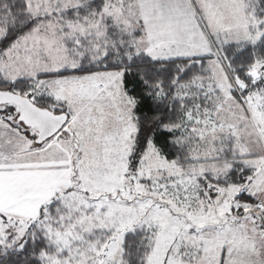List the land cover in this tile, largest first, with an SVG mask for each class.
<instances>
[{"label": "rangeland", "instance_id": "1", "mask_svg": "<svg viewBox=\"0 0 264 264\" xmlns=\"http://www.w3.org/2000/svg\"><path fill=\"white\" fill-rule=\"evenodd\" d=\"M79 1L25 0L28 13L46 19L0 57L1 77L33 80V91L22 97L31 103L51 98L54 106L48 112L60 110L68 118L56 136L37 146L36 132L17 121L18 112V125H12L0 111L1 243L22 242L38 227L58 250L45 258L46 264H121L123 236L152 225L156 232L146 264H178L199 255L212 259L215 246L228 241L220 235L228 230L262 242L264 62L251 69L245 82L231 74L221 53L224 45L257 42L263 34L250 0H106L100 14L81 22L60 17ZM152 9L153 14L145 13ZM136 17L144 31L151 24L190 43L134 39V25L140 27ZM107 18L131 37L136 53L152 61L172 56L205 60L208 75L185 91L192 100L190 113H196L187 166L165 161L151 144L136 156L134 101L123 89L122 71L36 79L74 70L84 56L105 57ZM4 33L0 26V39ZM229 147L251 170L242 185L224 183L231 165L218 159ZM56 201L65 208L62 229L50 227L44 213ZM245 213L257 216L235 222ZM108 228L113 234L99 252L88 250L86 236Z\"/></svg>", "mask_w": 264, "mask_h": 264}, {"label": "trees", "instance_id": "2", "mask_svg": "<svg viewBox=\"0 0 264 264\" xmlns=\"http://www.w3.org/2000/svg\"><path fill=\"white\" fill-rule=\"evenodd\" d=\"M79 2L78 7L67 9L60 17L68 22H81L84 18L100 14L106 4V0H80ZM249 4L254 18L260 23V31H263L260 39L257 42L232 43L221 47L222 56L231 74L245 82L249 80L248 73L251 69L256 64L264 62V0H250ZM45 19L46 16H33L28 13L25 0H0V26H3L5 32L0 39V57L16 41ZM103 25L106 26L108 38L105 57L84 56L79 59L78 68L74 70L66 69L53 75H39L36 79L82 77L95 73L122 71L124 89L134 101L132 116L136 126L134 139L136 156H139L151 144L165 161L182 167L187 166L192 162L188 159L190 149L187 142L189 137L193 136L190 130L194 127L196 113H190L192 100H190V94L185 95V91L189 88L188 86L194 85L198 77L205 78L208 75L205 71V60H170L153 63L146 55L141 53L138 55L135 52L131 45V37L119 32V28L115 27L111 19H105ZM6 34L12 39L4 44L2 41ZM136 35L138 32L134 34V39ZM131 57L136 59L129 68L128 62ZM145 68L149 70L145 71ZM32 83L33 80L30 79L9 81L0 76V92L23 96L33 91ZM32 104L47 111L54 106L53 100L48 97H39L36 103ZM0 111L6 112L2 117L8 124L18 125L15 123L17 111L14 106H1ZM54 114L64 113L56 110ZM234 154L229 147L219 154L223 157L218 161L231 165L224 183L242 185L251 175V170L245 169L240 158ZM251 202L254 203V200L251 199ZM63 212L65 208L59 201L45 209L44 213L47 214L50 227L63 228L59 223ZM243 215L239 214L235 219ZM260 218L264 222V212ZM110 229L96 231L86 236L84 242L87 249H93L92 251L95 252L100 250L101 245L105 244L113 234ZM155 232L152 225H144L127 232L121 244V264H146L153 248ZM22 242L27 245L28 258L32 264H46L45 258L56 255L58 252L44 230L38 227L31 229ZM84 242L81 244L84 245ZM5 247L6 245L0 241V253ZM194 261L188 260L190 263Z\"/></svg>", "mask_w": 264, "mask_h": 264}, {"label": "crops", "instance_id": "3", "mask_svg": "<svg viewBox=\"0 0 264 264\" xmlns=\"http://www.w3.org/2000/svg\"><path fill=\"white\" fill-rule=\"evenodd\" d=\"M156 10H147L145 13L153 14ZM136 20H138L140 27H136L134 25V30L136 29V32H138V35H136V38L141 41L144 37H147L150 40L149 44H164V45H178V44H189L190 41L185 37L181 38L177 34L173 36L174 34L172 32H166L164 33L163 29H160L161 32H158L157 29H159L156 26L148 25L146 27V31L141 26V18L136 17ZM151 22V20H150ZM142 31V33L140 32ZM156 41V43H154ZM158 60H180V59H189V57H181V56H172V57H161V58H155ZM123 74V73H122ZM124 89V86H123ZM125 90V89H124ZM126 91V90H125ZM128 94V93H127ZM129 95V94H128ZM130 96V95H129ZM131 97V96H130ZM7 200V195H5ZM9 198V197H8ZM253 199V198H252ZM254 200V199H253ZM1 201V199H0ZM258 203V202H257ZM253 215L257 216V214H251V213H245L242 218L247 215ZM235 222L241 221V218L234 219ZM229 223V222H228ZM264 223V222H263ZM261 233L264 235V231H261ZM224 236L229 237L228 241L226 243L215 246L213 253V258H205L204 256H198L194 262H180L178 264H264V253L260 251H264V240L262 242L260 240H248L249 237L246 236L243 233L238 232V229L228 230L227 234H220ZM258 238L260 236L256 235ZM257 250H259L260 255L257 254ZM201 253L198 252L197 254ZM209 253V252H208Z\"/></svg>", "mask_w": 264, "mask_h": 264}, {"label": "water", "instance_id": "4", "mask_svg": "<svg viewBox=\"0 0 264 264\" xmlns=\"http://www.w3.org/2000/svg\"><path fill=\"white\" fill-rule=\"evenodd\" d=\"M253 78V75L250 74ZM12 105L17 109V121L25 128L36 132L35 145L40 146L56 136L67 123V116L53 115L47 110H42L30 102L29 99L12 93L0 92V106Z\"/></svg>", "mask_w": 264, "mask_h": 264}, {"label": "snow or ice", "instance_id": "5", "mask_svg": "<svg viewBox=\"0 0 264 264\" xmlns=\"http://www.w3.org/2000/svg\"><path fill=\"white\" fill-rule=\"evenodd\" d=\"M11 39L12 38L6 34L5 37L3 38L2 43L7 44ZM135 59H136L135 57L130 58L128 62L129 68L132 67V64L135 61ZM156 62L157 61H153V63ZM144 70L148 71L149 69L145 68ZM0 264H32L31 260L28 258L26 243L21 242V238H17L16 240H13L12 243L6 246L3 252L0 253Z\"/></svg>", "mask_w": 264, "mask_h": 264}]
</instances>
